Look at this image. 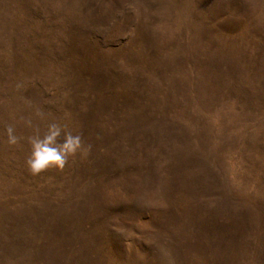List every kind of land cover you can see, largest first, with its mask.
<instances>
[{"label": "rangeland", "instance_id": "1", "mask_svg": "<svg viewBox=\"0 0 264 264\" xmlns=\"http://www.w3.org/2000/svg\"><path fill=\"white\" fill-rule=\"evenodd\" d=\"M0 264H264V0H0Z\"/></svg>", "mask_w": 264, "mask_h": 264}, {"label": "clouds", "instance_id": "2", "mask_svg": "<svg viewBox=\"0 0 264 264\" xmlns=\"http://www.w3.org/2000/svg\"><path fill=\"white\" fill-rule=\"evenodd\" d=\"M26 123L31 126L30 121ZM5 133L10 145L18 142L12 126H7ZM26 140L29 152L25 165L29 173L34 176L52 168L63 170L71 157L82 152L80 134L68 130L65 125L56 121L47 123L42 130L34 129Z\"/></svg>", "mask_w": 264, "mask_h": 264}]
</instances>
